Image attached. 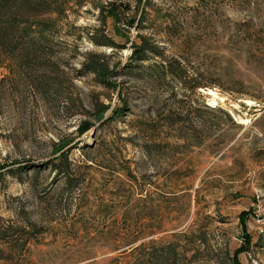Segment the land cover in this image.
<instances>
[{
  "label": "rangeland",
  "instance_id": "374dc122",
  "mask_svg": "<svg viewBox=\"0 0 264 264\" xmlns=\"http://www.w3.org/2000/svg\"><path fill=\"white\" fill-rule=\"evenodd\" d=\"M58 1L0 59V264H264V0Z\"/></svg>",
  "mask_w": 264,
  "mask_h": 264
},
{
  "label": "trees",
  "instance_id": "16d2710c",
  "mask_svg": "<svg viewBox=\"0 0 264 264\" xmlns=\"http://www.w3.org/2000/svg\"><path fill=\"white\" fill-rule=\"evenodd\" d=\"M60 6L58 0H0V59L15 57L16 61L38 60V55L46 51L48 44L43 36L30 35L27 24L30 19L58 11ZM151 48L143 40L141 50ZM86 67L91 71L101 70L103 74H108L105 66L94 59L87 61ZM33 167L37 169L36 165ZM6 236H10L9 227L1 230L0 238L11 242L7 241Z\"/></svg>",
  "mask_w": 264,
  "mask_h": 264
},
{
  "label": "bare ground",
  "instance_id": "6f19581e",
  "mask_svg": "<svg viewBox=\"0 0 264 264\" xmlns=\"http://www.w3.org/2000/svg\"><path fill=\"white\" fill-rule=\"evenodd\" d=\"M209 93L212 94V95H216V93H215V91H214L213 89H209ZM222 100H223V99H222ZM249 102H251V101H249ZM211 104H212L213 106H215V105H216V102H215V101H212Z\"/></svg>",
  "mask_w": 264,
  "mask_h": 264
}]
</instances>
